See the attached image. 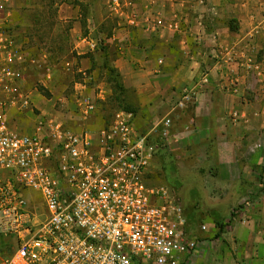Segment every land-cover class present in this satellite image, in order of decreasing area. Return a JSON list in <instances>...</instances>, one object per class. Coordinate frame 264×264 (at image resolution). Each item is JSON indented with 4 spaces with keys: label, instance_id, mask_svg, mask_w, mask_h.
I'll use <instances>...</instances> for the list:
<instances>
[{
    "label": "crops",
    "instance_id": "obj_1",
    "mask_svg": "<svg viewBox=\"0 0 264 264\" xmlns=\"http://www.w3.org/2000/svg\"><path fill=\"white\" fill-rule=\"evenodd\" d=\"M80 2L83 12L61 0H6L34 35V56L51 76L69 73L75 94L109 98V55L141 131L195 91L169 139L170 151L194 159L178 170L184 199L196 203L185 208L189 232L205 238L195 263L264 264V0ZM219 219L228 226L217 237Z\"/></svg>",
    "mask_w": 264,
    "mask_h": 264
},
{
    "label": "built area",
    "instance_id": "obj_2",
    "mask_svg": "<svg viewBox=\"0 0 264 264\" xmlns=\"http://www.w3.org/2000/svg\"><path fill=\"white\" fill-rule=\"evenodd\" d=\"M11 20L0 0V264H194L202 239L190 234L180 199L149 178L159 145L167 147L195 91H182L148 131L118 110L99 129L75 130L40 115L32 134L20 133L10 114L32 106L29 73L42 62ZM208 82L204 74L201 83ZM75 101L84 123L103 102L81 93Z\"/></svg>",
    "mask_w": 264,
    "mask_h": 264
},
{
    "label": "rangeland",
    "instance_id": "obj_3",
    "mask_svg": "<svg viewBox=\"0 0 264 264\" xmlns=\"http://www.w3.org/2000/svg\"><path fill=\"white\" fill-rule=\"evenodd\" d=\"M75 1L81 3L80 0H72L71 3L75 4ZM81 11H85L84 6ZM42 63L40 70H35L30 74L27 85V90L32 93V106L24 112L13 111L10 114L9 121L15 130L24 134H32L35 127V117L40 115L55 118L57 121L63 122L68 128L71 127L75 130L83 128L99 129L109 122L115 111L108 109L109 107L104 106L103 102L99 103L97 113L88 122L84 123L79 120V111L75 101L76 94L70 83L69 73H66L63 68H59L54 72V76H51L50 73V77H48V68ZM109 97H111V94ZM169 147L170 142L159 163L154 168L152 167L151 172L153 174L149 178V183L151 186L169 188L171 193L180 199L184 208L192 207L196 203L186 201L190 198V195L183 189L184 187H180L181 177H179V174L182 170L179 171L178 168H182L183 163H190L194 159L189 155L185 157L179 151L172 152ZM28 194L40 197L31 190L28 191ZM201 238L205 239L204 237ZM195 262L194 264H196Z\"/></svg>",
    "mask_w": 264,
    "mask_h": 264
},
{
    "label": "trees",
    "instance_id": "obj_4",
    "mask_svg": "<svg viewBox=\"0 0 264 264\" xmlns=\"http://www.w3.org/2000/svg\"><path fill=\"white\" fill-rule=\"evenodd\" d=\"M61 2L68 3V4H71V5H75V6H80L81 8L83 7L82 3H79L78 1H75V4L71 3L72 0H61ZM47 5H49V4H47ZM48 12H49V10H48ZM10 26H11L12 29H14L19 34V38L23 42L24 48L26 50L33 51L34 47H33V42L32 41H33V36L34 35H31V39H30V37L28 35H26V33H25L24 29L26 27L23 26V24L20 22V20H17V19H15L13 17H12ZM27 32L30 33L31 31L27 30ZM104 70H105V74H106V81H107V83L109 84V86L111 88L112 94H111V97H109L102 104L104 106L109 107L108 109L114 110L115 112L118 111V110H123V111H126V112L133 113L135 115L136 114L135 108L133 106L129 105L128 102L126 101V97H125L126 92H125V89H124V86H123V83H122V77H121L120 73L115 68H113L111 66V64H110V56L109 55H106L105 63H104ZM34 71L35 70L30 69V73L29 74L33 73ZM159 147H160V150L157 153L156 158H155V161L157 163H159L160 159L162 158V156L167 151V147H164V145L160 144ZM187 217H188V215H187ZM215 225H216V227L218 229V234L216 235L217 237H219L222 233H224L226 231V229H227V226H228L224 222V220H221V219H219L218 221H215ZM195 236H200V234L196 235V233H195ZM135 264H143V263L140 260H135Z\"/></svg>",
    "mask_w": 264,
    "mask_h": 264
}]
</instances>
